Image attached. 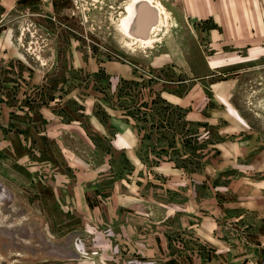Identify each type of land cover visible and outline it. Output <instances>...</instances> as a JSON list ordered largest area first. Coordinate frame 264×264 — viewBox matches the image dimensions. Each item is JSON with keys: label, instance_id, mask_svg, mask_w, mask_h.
<instances>
[{"label": "rangeland", "instance_id": "374dc122", "mask_svg": "<svg viewBox=\"0 0 264 264\" xmlns=\"http://www.w3.org/2000/svg\"><path fill=\"white\" fill-rule=\"evenodd\" d=\"M129 1L31 0L10 14L25 64L0 61V99L6 102V118H0V264H243L252 235L228 215L236 204L231 184L224 183L231 179L212 182L208 166L217 161L221 136L159 96L157 89L167 84L157 78L185 74L166 68V60L154 68L151 47L123 33L119 20ZM164 18L154 41L159 46L170 25L179 31ZM195 44L189 39L190 48ZM71 50L82 52L78 62L68 56ZM36 58L45 70L33 77L35 85L29 68ZM189 58L192 73L194 67L199 73V55ZM244 105L264 112V103ZM42 106L58 110L62 121L89 110L122 113L139 137L144 166L131 167L125 154L111 152L108 141L94 134L85 142L71 128L57 139L46 130ZM160 160L182 171L184 187L178 175L155 169ZM200 207L217 212L209 241L193 234L198 215L181 214ZM259 250L257 263L264 255Z\"/></svg>", "mask_w": 264, "mask_h": 264}, {"label": "crops", "instance_id": "0c3cea01", "mask_svg": "<svg viewBox=\"0 0 264 264\" xmlns=\"http://www.w3.org/2000/svg\"><path fill=\"white\" fill-rule=\"evenodd\" d=\"M29 1L0 0V61H7L8 66L15 65V62L25 64L24 54L20 53L15 42L17 36L10 14ZM153 2L164 7L179 31L170 25L169 34L166 32L164 35V46L153 42L148 50V54L152 55L151 65L160 67L161 63L158 62L166 60V68L169 66L185 74L182 79L166 81L157 78L167 84L162 85L157 92L166 103L185 109V119L211 126L221 136L216 143L217 161L208 165L213 170L211 181L223 182L215 178L225 175L231 179L224 183L231 184L236 204L228 210V215H233L237 224L249 228L252 235L247 237L248 249L242 263L259 264V248H264V112L249 111L244 104L264 103V0ZM153 31L150 29L148 36L157 37L158 34ZM204 36L207 41L203 40ZM189 39H195L196 48L189 47ZM193 54L199 55L201 63L199 73L198 68L194 67L197 69L196 74L192 73L193 65L189 58ZM68 56L78 62V57L83 54L71 50ZM36 59L35 67L29 68L32 74L30 78L37 77V72L45 70V63ZM116 73L119 74L118 71ZM31 81L35 85L39 83L38 79L33 78ZM184 83L188 84L184 91H175ZM156 85L159 83H155L154 89ZM241 90H244L243 96L240 95ZM5 105L6 102L0 99V118L3 119L6 118ZM12 112L9 111L8 118ZM40 113L46 122V130L57 139L58 135L71 128L83 141L94 134L108 141L111 152L125 154L131 167L144 166L137 154L139 137L122 113L89 110L75 121H62L60 112L50 106H42ZM259 123L261 126H257ZM104 164L101 161L98 165ZM154 166L164 175H178L183 185L181 188L184 187V174L172 161L160 160ZM246 184H249V188ZM243 188L244 192L241 191ZM182 209L184 212L181 214L194 213L199 216L200 222L192 225L193 234L198 239L209 241L214 237L217 226L213 213L217 215L215 209L206 212L201 207L199 210Z\"/></svg>", "mask_w": 264, "mask_h": 264}, {"label": "bare ground", "instance_id": "6f19581e", "mask_svg": "<svg viewBox=\"0 0 264 264\" xmlns=\"http://www.w3.org/2000/svg\"><path fill=\"white\" fill-rule=\"evenodd\" d=\"M144 3H147L148 6L155 8L157 12V21L155 24L151 26V30H154V32L158 30L161 24H164L163 23L164 20L162 21V19H165L164 17L167 16V13L164 10V7L160 3L153 2V0H131L129 1L125 5V11L119 20V27L125 35H127L128 37H131L133 40L137 42H142L146 46H151L153 42L157 40V37L155 36L142 37L137 33V29H136V25L138 21L142 19L143 17V14L140 12L139 9L144 5ZM0 191L4 192L1 185H0Z\"/></svg>", "mask_w": 264, "mask_h": 264}, {"label": "water", "instance_id": "95a60500", "mask_svg": "<svg viewBox=\"0 0 264 264\" xmlns=\"http://www.w3.org/2000/svg\"><path fill=\"white\" fill-rule=\"evenodd\" d=\"M144 6H147L149 9L144 10ZM139 10L143 14V17L136 25L137 33L142 37H147L151 26L157 21V12L155 8L148 6L147 3H144Z\"/></svg>", "mask_w": 264, "mask_h": 264}, {"label": "built area", "instance_id": "2783aa9c", "mask_svg": "<svg viewBox=\"0 0 264 264\" xmlns=\"http://www.w3.org/2000/svg\"><path fill=\"white\" fill-rule=\"evenodd\" d=\"M40 1L43 2V3L48 2V0H40ZM48 3L52 5L53 2L51 1V2H48ZM259 264H264V255L262 256Z\"/></svg>", "mask_w": 264, "mask_h": 264}]
</instances>
